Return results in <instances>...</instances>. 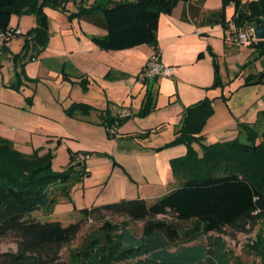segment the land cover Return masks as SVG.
I'll list each match as a JSON object with an SVG mask.
<instances>
[{"label":"trees","instance_id":"obj_1","mask_svg":"<svg viewBox=\"0 0 264 264\" xmlns=\"http://www.w3.org/2000/svg\"><path fill=\"white\" fill-rule=\"evenodd\" d=\"M93 1L85 10L90 13L88 21L107 31L106 36H93V43L104 51H122L142 45L155 48L161 15H171L180 2L190 0ZM231 4L235 14L227 20L226 8ZM47 6L67 10L63 0H0V34L15 28V15L36 14L38 26L25 35L22 52H29L32 46V59L49 41ZM256 18H264V0H224L223 8L212 13L207 23H220L226 31L233 22L238 31L251 32ZM249 46L264 53V41ZM214 60L217 68L216 57ZM259 77L253 83H263L257 82ZM216 79L219 84V77ZM212 104L213 100L206 99L184 110L172 143L188 147L185 156L172 162L175 177H183L176 189L154 202L134 199L92 205L80 210L79 222L69 225L42 222L33 214L44 207L50 213L59 196H67L89 174L86 166L53 173L51 153L43 158L24 155L13 142L0 137V242L13 237L18 246L17 251L0 253V264H214L210 251L196 244L202 235L215 233L234 239L264 221V130L260 133L257 128L264 125V113L255 124L244 126L246 143L236 139L205 145L202 132L213 114ZM143 105V115L155 110L151 89ZM127 120H117L108 112L103 124L112 128ZM196 142L201 143L202 156L192 146ZM79 154L70 150L71 162ZM59 183L61 193L52 189ZM115 217L123 220L115 223ZM90 221L101 224L99 234L87 239L73 263L64 260V249ZM138 222L144 223L141 235L131 228Z\"/></svg>","mask_w":264,"mask_h":264},{"label":"rangeland","instance_id":"obj_2","mask_svg":"<svg viewBox=\"0 0 264 264\" xmlns=\"http://www.w3.org/2000/svg\"><path fill=\"white\" fill-rule=\"evenodd\" d=\"M63 1L67 10L50 6L45 8L49 20L46 51L49 62L60 70L67 62L66 71L59 72V75L52 74L51 80L34 78L40 64H47L41 58L42 53L32 59V46L29 52L22 53L26 36L11 39L7 44L9 50L0 55V81L5 97L13 106H1L0 131L20 138V149L15 148L24 155L43 158L51 153L50 167L56 174L64 173L71 166L75 169L80 167L76 158L71 162L70 150L81 151L79 155L84 158L89 174L69 189L67 196H59L58 203L50 213L44 207L33 214L42 222L61 221L69 225L79 222L82 219L80 210L91 207L94 202L102 205L123 200L129 195V183L138 186L150 202H154L151 199L165 196L174 185L178 187L183 178L175 177L172 162L183 157L180 156L182 153L185 156L188 147L172 145L179 120L175 122V116L170 111L158 113L159 106L155 103V110L143 115L144 105H141L142 99L137 97L138 91L132 94L130 82L123 81L122 74L118 71L101 74L98 64H86V48L87 44L93 42V32L88 25L90 13L85 10L94 1ZM207 5L210 10H219L223 8L224 0H209ZM226 12L231 18L235 5H228ZM18 19H21L25 33L38 26L35 13L15 15L12 22L16 23ZM205 25L212 38H223L220 23ZM235 45L237 49L229 53L221 46H217V50L213 45L207 48L215 74L214 83L208 90L216 92L218 99L228 106L230 114L236 119V128L216 130L222 115L220 109L215 108L216 117L209 124L211 137L205 139V145L236 139L246 143L244 126L264 113V82L252 83L258 70L264 69V53L248 45ZM68 70L77 73V76H69ZM217 77L219 84H216ZM248 80L251 81L249 85L246 84ZM216 94L199 102L206 99L215 101ZM100 100L104 101L101 107L93 105L92 102L99 104ZM115 100L120 103L119 106L109 105L110 101ZM107 105L112 116L116 115L118 108H126L129 114L125 123L113 126L119 131L117 136L112 134V128L103 124L109 112ZM212 109L213 114L208 121L215 116L213 104ZM49 117L56 121L43 119ZM257 128L262 133L264 125ZM28 132V136H25ZM65 133L76 140L64 138ZM192 146L202 156L201 143L196 142ZM184 149L186 152H182ZM61 187L59 183L52 189L61 193ZM122 220L118 217L113 219L118 224ZM143 226L142 222L131 224L138 235L142 234ZM100 228L101 224L94 221L85 224L78 238L64 249L63 259L73 263L75 254L89 237L99 234ZM196 244H202L210 251V260L214 264H264V221L251 232L240 233L234 239L210 233L202 235ZM17 248L13 237L0 242V253L17 251Z\"/></svg>","mask_w":264,"mask_h":264},{"label":"crops","instance_id":"obj_3","mask_svg":"<svg viewBox=\"0 0 264 264\" xmlns=\"http://www.w3.org/2000/svg\"><path fill=\"white\" fill-rule=\"evenodd\" d=\"M87 1L93 2V0ZM119 1L124 0H104V3ZM208 2L209 0H190L188 2H180L171 15H161L158 27V45L155 48L142 45L122 51H104L97 47L93 42L92 44H87L86 64H90L91 62L98 64L102 70L101 74H105L107 71H118L120 74H122L121 78L123 81L130 82L129 86H131L130 90L132 94L138 91L137 97L142 99L141 105L145 102L147 91L151 89L156 106H159L160 111H158V113H168L170 111L175 116V122L176 120H179L178 122L180 128L185 108L216 94V92L214 93L208 90V88L214 83L215 75L214 68L212 66V60L207 53L208 46L213 45L216 47V50L217 46L218 48L221 46L226 53L235 51V49H237L235 42L226 35L224 28L222 39L212 38L210 34L207 33L208 30L205 29L207 25L205 24H207L208 17L212 13L221 10L219 9L213 11L208 9ZM231 18L227 16V20H230ZM88 25L93 32V36L107 35V31L105 29L97 27L90 22H88ZM12 26L20 27L24 32V36L28 33H25L24 28L21 27V19H18L16 23L12 22ZM9 48V45H7L6 47L0 49V55L5 51L7 52ZM156 52L160 54L161 61L165 65L171 66L175 69L174 75L171 77L159 78L151 81L150 83H142L138 79V76L142 72L150 57ZM201 54H203V57L199 58ZM48 56L49 53L45 49L42 52L41 58L44 62H47V64L43 62L40 64L38 72H36L34 78H38V80H51L53 78L52 74L59 75V72L66 71L67 62L64 64L62 70H60L59 67L52 65V63L49 62ZM89 56L91 57L89 58ZM64 61L65 60H63V62ZM37 62H39V60ZM67 72V74L71 77L77 76V73H74L71 70H68ZM262 72H264V69L258 70L255 76H261L264 74ZM215 96L217 98L215 101H213L215 116L213 119L211 118L208 121L206 128L202 132V135L205 136V138L211 137L210 133L212 131L209 129V124L213 122L216 117L215 108L217 107L221 111L222 120L221 123L216 125L215 129L229 130L236 128V119L234 116H232V114H230L228 106L218 99L219 96L217 94ZM103 102L104 101L101 102L100 100L99 104L98 102L92 103L97 107H101L104 104ZM110 104L114 106L120 105V103H118L116 100L110 101L109 105ZM2 105L13 106L11 102H9L5 97L3 93V83L0 81V108ZM109 105H107V107ZM107 109H109V113L112 112L110 110V106ZM112 117L114 118V116ZM43 119H47L52 122L56 121L50 117ZM257 120L258 119L248 124L252 125L256 123ZM115 125L118 126L117 123H115ZM28 134L29 132L25 133L24 135L28 136ZM117 135H119L118 129ZM0 137L10 140L14 143L16 148L20 149V138L15 136L11 137L10 134L4 133L3 131H0ZM64 138L76 140L74 136L68 135L66 133ZM244 138L246 139V136ZM25 146H29V144H26ZM71 151L74 152L73 150ZM182 152H186V150L184 149ZM74 153H81V151H75ZM184 154L185 153H182L180 156H184ZM167 170L168 169H166V171ZM129 185V195L123 200L145 199L150 201L148 197L141 193L138 186H136L134 183H129ZM176 186L177 185H174V187L168 193L176 189ZM157 199L159 198L151 200L155 201ZM93 205L99 204L94 202Z\"/></svg>","mask_w":264,"mask_h":264},{"label":"built area","instance_id":"obj_4","mask_svg":"<svg viewBox=\"0 0 264 264\" xmlns=\"http://www.w3.org/2000/svg\"><path fill=\"white\" fill-rule=\"evenodd\" d=\"M225 33L238 45L249 46L251 43L257 41L252 30L251 32L238 31L233 22L229 24V27L227 28ZM18 36H24V32L20 27H15L14 29H10L6 32L1 33L0 49L6 47L11 39ZM174 70L175 69L173 67L165 65L161 61L160 54L156 52L150 57L142 72L139 74L138 79L140 80V82L146 83L163 77H171L174 75ZM128 117L129 114L126 108H118L117 113L114 116V118L117 120H122ZM111 131L114 136L117 135V130L115 127H112ZM76 159L78 160V166H85L84 158H82V155H77Z\"/></svg>","mask_w":264,"mask_h":264},{"label":"water","instance_id":"obj_5","mask_svg":"<svg viewBox=\"0 0 264 264\" xmlns=\"http://www.w3.org/2000/svg\"><path fill=\"white\" fill-rule=\"evenodd\" d=\"M250 29L258 41H264V18H256L254 23L250 25ZM264 80V74H262L257 82H262Z\"/></svg>","mask_w":264,"mask_h":264}]
</instances>
